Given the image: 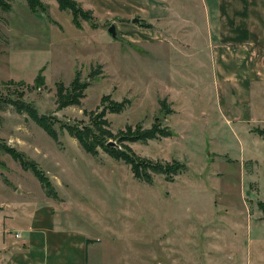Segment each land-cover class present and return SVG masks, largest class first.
<instances>
[{"label":"rangeland","instance_id":"rangeland-1","mask_svg":"<svg viewBox=\"0 0 264 264\" xmlns=\"http://www.w3.org/2000/svg\"><path fill=\"white\" fill-rule=\"evenodd\" d=\"M39 1L43 12L24 0L0 7V141L12 149L0 151V214L17 208L0 224V239H21L15 230L31 221L22 211L45 205V216L85 234L88 264H264V139L255 132L264 129V80L251 84L248 107L230 89L222 96L201 16L190 34L192 16L178 11L185 1L172 8L178 15H148L123 11V3L115 9L112 0H76L92 12L95 29L84 21L77 29L55 0ZM76 75L88 88L79 105L58 109L57 90L67 94ZM10 100L49 117L57 141ZM99 120L113 134L138 125L170 130L168 138L125 142L126 154L184 171L168 181L135 174L101 149L87 154L67 128ZM24 161L43 173L56 199L44 196Z\"/></svg>","mask_w":264,"mask_h":264},{"label":"crops","instance_id":"crops-1","mask_svg":"<svg viewBox=\"0 0 264 264\" xmlns=\"http://www.w3.org/2000/svg\"><path fill=\"white\" fill-rule=\"evenodd\" d=\"M182 1L186 5L183 6L182 2L178 7V0H112L115 9L123 3V11L144 8L148 15H178L187 10L190 14L186 16H192L191 20H186L190 34L196 28L195 15H200L204 26V45L212 50L209 56L221 95L225 96V90L230 89L234 92V101L246 103L248 107L251 84L264 80V0ZM175 6L180 11L177 14L172 13ZM199 8L201 12H198ZM230 64L234 66L231 74L227 72ZM43 201L45 203V197ZM17 203L18 209L21 206H26V209L36 206ZM16 211L17 208L9 213L5 211V215L1 213L0 224L7 219L13 220ZM22 213L31 221L24 229L15 230L23 234L21 239H16L14 235H11L12 240L0 239V264H88L91 246H88L84 233L62 228L58 219L45 216V205L44 208L30 210V213Z\"/></svg>","mask_w":264,"mask_h":264},{"label":"trees","instance_id":"trees-1","mask_svg":"<svg viewBox=\"0 0 264 264\" xmlns=\"http://www.w3.org/2000/svg\"><path fill=\"white\" fill-rule=\"evenodd\" d=\"M29 9L36 13L37 11H44L41 2L39 0H24ZM58 9L63 12H68L71 15L72 24L77 28H81V21H84L90 25L92 29L98 27L96 24L92 12L90 10H85L76 0H55ZM5 0H0V7L3 11H8V4L5 5ZM98 75L97 71L94 70L89 75L90 81ZM38 79H42L41 76ZM37 79V80H38ZM89 81L81 82L77 75L70 85V91L64 94L65 88L60 87L57 90V105L58 109H62L67 106H77L79 101L83 96V92L88 88ZM7 103V101H6ZM11 104L18 113L26 114L34 123H36L48 136L53 140L57 141V135L53 128L51 119L45 115H38L36 109L29 103L23 102L21 100H10L8 104ZM161 106L165 105L164 101H161ZM122 106H118L117 110L113 112H119ZM157 124H153L150 130H142L141 127L126 126L124 130H120L117 134H113L108 131V125L106 121L99 120L93 123L92 127H75L70 126L67 128L70 135L77 140L80 147L84 152L91 156L97 155V149H101L103 152L117 159H121L127 164H129L133 170V173L137 174L138 171L143 170V174L146 172H152L158 175H166L168 181L172 177L182 173L184 167H180L177 162L164 163L162 165L149 162L147 160H140L139 158L133 157L131 154H126L129 149L125 145V142L135 143V142H148L154 140L157 137L168 138L171 136V131L165 128L160 129ZM255 132L264 139V129H257ZM109 140H114L117 144L115 147L108 145ZM12 149L7 147L0 141V151L9 152ZM19 161V160H18ZM23 166L26 170H30L35 177L41 183V188L47 198L56 199L55 191L53 187L50 186L48 180L45 178L43 173L39 171L36 165L30 161H24ZM163 166V167H160ZM141 174V173H140ZM148 184L151 183L150 180H145Z\"/></svg>","mask_w":264,"mask_h":264},{"label":"water","instance_id":"water-1","mask_svg":"<svg viewBox=\"0 0 264 264\" xmlns=\"http://www.w3.org/2000/svg\"><path fill=\"white\" fill-rule=\"evenodd\" d=\"M132 22L133 23H139V20L134 19ZM108 33L111 35L112 38H115V27L113 25L108 28ZM108 145L109 146H115V144L112 142H109Z\"/></svg>","mask_w":264,"mask_h":264},{"label":"built area","instance_id":"built-area-1","mask_svg":"<svg viewBox=\"0 0 264 264\" xmlns=\"http://www.w3.org/2000/svg\"><path fill=\"white\" fill-rule=\"evenodd\" d=\"M16 237H19L18 235H16Z\"/></svg>","mask_w":264,"mask_h":264}]
</instances>
